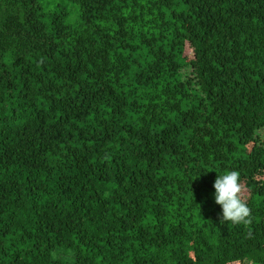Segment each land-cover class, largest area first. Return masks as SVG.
Instances as JSON below:
<instances>
[{
	"label": "trees",
	"instance_id": "1",
	"mask_svg": "<svg viewBox=\"0 0 264 264\" xmlns=\"http://www.w3.org/2000/svg\"><path fill=\"white\" fill-rule=\"evenodd\" d=\"M0 264H264V0H0Z\"/></svg>",
	"mask_w": 264,
	"mask_h": 264
},
{
	"label": "clouds",
	"instance_id": "2",
	"mask_svg": "<svg viewBox=\"0 0 264 264\" xmlns=\"http://www.w3.org/2000/svg\"><path fill=\"white\" fill-rule=\"evenodd\" d=\"M214 200L221 208V220L232 224L247 223L250 209L241 193L240 176L236 170H227L216 176L213 182Z\"/></svg>",
	"mask_w": 264,
	"mask_h": 264
}]
</instances>
